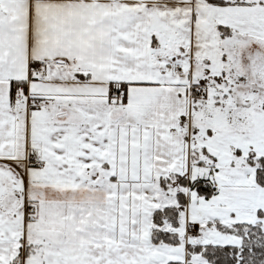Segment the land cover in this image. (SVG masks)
<instances>
[{
    "label": "snow or ice",
    "instance_id": "6c2138e0",
    "mask_svg": "<svg viewBox=\"0 0 264 264\" xmlns=\"http://www.w3.org/2000/svg\"><path fill=\"white\" fill-rule=\"evenodd\" d=\"M0 264H264V0H0Z\"/></svg>",
    "mask_w": 264,
    "mask_h": 264
}]
</instances>
